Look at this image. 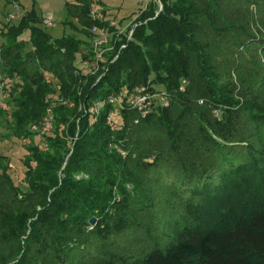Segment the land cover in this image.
Segmentation results:
<instances>
[{
  "label": "trees",
  "instance_id": "trees-1",
  "mask_svg": "<svg viewBox=\"0 0 264 264\" xmlns=\"http://www.w3.org/2000/svg\"><path fill=\"white\" fill-rule=\"evenodd\" d=\"M158 1L96 74L74 73L91 50L44 30L35 0L0 21L11 137H30L54 86L72 103L53 110L45 152L26 147L25 192L0 160V264H264V0ZM101 7L65 2V19L107 28ZM150 86L166 107L114 112L112 129L107 104L92 122L90 103Z\"/></svg>",
  "mask_w": 264,
  "mask_h": 264
},
{
  "label": "built area",
  "instance_id": "built-area-1",
  "mask_svg": "<svg viewBox=\"0 0 264 264\" xmlns=\"http://www.w3.org/2000/svg\"><path fill=\"white\" fill-rule=\"evenodd\" d=\"M159 9H161V4L158 2ZM18 6L13 5L12 11L7 15L3 16L0 21L3 24H10L13 21H16L19 18ZM91 16L96 18V10H91ZM138 16V15H137ZM53 18L51 16L45 17L41 21V27L44 30L52 28ZM138 26L133 24L129 31L123 33V29L116 22H110L107 28L93 27L90 30L91 34V46L90 50L92 52L91 58L85 59L81 62L75 63L76 70L74 73L76 75L82 74H96L99 71L107 70V62H113L117 55H115L111 60H108L109 53L113 50L114 44L119 40L121 35L125 36L127 40H130L132 37L133 30ZM1 27V25H0ZM110 29H113L112 31ZM124 48V45H121L120 49ZM45 77H48V74L44 73ZM99 78L97 79V81ZM96 81V82H97ZM11 80L9 77L0 76V108L1 110L8 111L9 106L3 99L4 89L9 86ZM184 83V82H183ZM55 96V97H54ZM110 105L115 113H121L127 108L134 110L139 114L140 117L146 116L151 111L155 110L157 107H166L168 105V95L164 91H153L149 87H138L133 89H126L121 87L118 91L108 94L101 100H98L93 103L91 109L92 112V122L95 121L98 116L100 109L103 105ZM58 105H67L71 106L72 103L68 102L65 99L56 97L55 94L50 93L47 96V106L45 108L43 117L38 125H32L30 127L31 133L43 134L44 136L51 133L54 124V108ZM113 114L109 113L107 115V123L109 126L113 125L112 119ZM24 144L29 145V139L22 140ZM119 154L123 157L126 155L125 151L117 149Z\"/></svg>",
  "mask_w": 264,
  "mask_h": 264
},
{
  "label": "rangeland",
  "instance_id": "rangeland-1",
  "mask_svg": "<svg viewBox=\"0 0 264 264\" xmlns=\"http://www.w3.org/2000/svg\"><path fill=\"white\" fill-rule=\"evenodd\" d=\"M71 1L73 0H35V4H36L35 7L38 16L41 19L49 16L53 18L54 26L46 30L50 35H52V37H59L62 35H73L74 37L82 40L84 43H87L86 45L88 46H86L87 47L86 49H88L90 48L92 41L91 37L88 34L90 33V31H87V33H85L84 31L81 30L80 26L77 24L76 21L71 19L68 20L65 19L64 3ZM101 1L104 3V7L103 8L101 7L99 9L100 11L104 10L106 12V17L109 20L108 23L113 21L118 23L120 27L123 29V33L125 34V32L129 31V29L133 24L138 25L139 22L137 20H138V16L140 15L139 11L142 8H144L150 0H101ZM155 1L157 3L159 2L158 0ZM21 4L23 5V7H19L18 9L19 16H21L24 13V10L30 9L31 0H21ZM11 11H12V7L5 6L3 5L2 2L0 3V19L3 16H5L7 12H11ZM70 24L76 27V29L73 28V26H71ZM150 87L149 88L152 89L153 86ZM159 89H160L159 86H154L152 90L160 91ZM52 93L55 94L56 97L61 98L58 87L56 88L54 86ZM94 102L90 103V109H92ZM81 107L79 106V108ZM10 109L11 107L9 106L8 111L4 112V110H1L0 108V112H1L0 160L10 165L9 173L13 181L22 192H25L27 188H26V183L24 181L23 172L25 171L24 160L28 158V151L26 147L29 145H36L40 151L45 152L47 150L44 135L38 133H31L30 131V127L32 125H38V123L41 121L42 118L37 122H31L28 124L27 131L30 133V137L23 138V139L26 138L29 139V145H27L23 143L22 141L23 139H16L11 137V133H10L11 118L9 116ZM113 113L114 111L112 110L111 114ZM106 124L108 125L107 121ZM109 127L112 129H117V126H113V125ZM76 139L77 138L75 137L74 140ZM110 148L116 151L118 155H120L119 152L117 151V149H121L119 144L113 143L112 145H110ZM93 218L95 219V223L93 225L90 224L91 225L90 228H92L97 222V219L95 217Z\"/></svg>",
  "mask_w": 264,
  "mask_h": 264
},
{
  "label": "water",
  "instance_id": "water-1",
  "mask_svg": "<svg viewBox=\"0 0 264 264\" xmlns=\"http://www.w3.org/2000/svg\"><path fill=\"white\" fill-rule=\"evenodd\" d=\"M89 223H90L91 225H93V224L95 223V219H94V218H91V219L89 220Z\"/></svg>",
  "mask_w": 264,
  "mask_h": 264
}]
</instances>
